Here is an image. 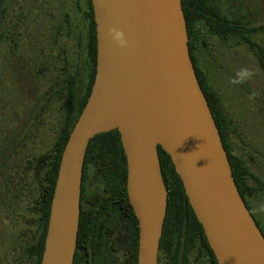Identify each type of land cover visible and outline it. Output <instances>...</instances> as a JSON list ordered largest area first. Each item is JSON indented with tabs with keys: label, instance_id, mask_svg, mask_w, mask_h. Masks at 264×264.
<instances>
[{
	"label": "water",
	"instance_id": "95a60500",
	"mask_svg": "<svg viewBox=\"0 0 264 264\" xmlns=\"http://www.w3.org/2000/svg\"><path fill=\"white\" fill-rule=\"evenodd\" d=\"M1 2V0H0ZM97 71L64 148L41 264H74L90 141L118 130L139 221L138 264H159L168 191L158 147L171 156L218 264H264V234L233 176L189 49L182 0H92ZM123 31L128 47L109 34Z\"/></svg>",
	"mask_w": 264,
	"mask_h": 264
},
{
	"label": "trees",
	"instance_id": "16d2710c",
	"mask_svg": "<svg viewBox=\"0 0 264 264\" xmlns=\"http://www.w3.org/2000/svg\"><path fill=\"white\" fill-rule=\"evenodd\" d=\"M81 1L75 0L73 3L79 21L82 17L80 11L83 9ZM87 1L88 18H85L86 26L81 27L79 31L77 59L72 61L73 72L63 86L66 109L61 135L52 154H44L35 161L36 163L33 162L34 175L40 186L39 198L34 207L36 210L34 216H38V236L23 249L26 259L32 264H41L62 154L91 94L96 77V21L92 0ZM16 3L15 0L0 2V45L8 39V34L12 33L15 26L13 23L10 29L5 28L10 9ZM182 4L189 34L190 54L198 80L219 128L238 189L264 234V225L256 213L254 203L250 201V197H254L259 191L264 195V180L254 176L243 159L234 153L231 144L234 132L232 124L202 66L201 52V49L208 47L205 33L223 41H237L255 57L264 84V0H182ZM69 17L67 18L69 27L74 29L72 17L70 19ZM28 23L31 26L29 21ZM201 43L203 46H200ZM16 61L15 67L19 72L17 78L21 82V88L26 89L30 82V71L24 65L26 62L23 59ZM3 142H0L2 164L5 163V157L10 158L7 140L3 139ZM2 143L4 146L1 148ZM158 149L161 172L168 191L159 264H190L191 257H195L201 263L218 264L171 156L161 146ZM91 176L100 184L95 192L89 191L88 181ZM250 178L254 180V187L250 183ZM127 180V157L119 131L113 130L96 135L89 143L84 162L80 226L74 264H112L116 252L124 253L127 264H138L139 221L129 200Z\"/></svg>",
	"mask_w": 264,
	"mask_h": 264
},
{
	"label": "rangeland",
	"instance_id": "374dc122",
	"mask_svg": "<svg viewBox=\"0 0 264 264\" xmlns=\"http://www.w3.org/2000/svg\"><path fill=\"white\" fill-rule=\"evenodd\" d=\"M15 1L5 28L10 29L13 23L15 26L0 45V142L6 139L10 152V158L5 157L4 164L0 162V264H32L23 249L38 236L34 207L40 186L33 162L52 154L61 135L66 109L63 86L73 72L72 61L77 59L70 47L76 31L66 20L70 16L73 23L77 15L74 0ZM204 37L208 47L201 49L202 66L232 124L234 153L254 176L264 180L261 69L253 54L237 41H223L207 33ZM17 59H23L30 71L26 89L21 88L17 78ZM243 67L255 72L253 78L241 85H230L229 78ZM253 90L259 97L250 101L247 97ZM250 183L255 186L252 178ZM88 184L90 192L97 191L100 185L92 176ZM250 201L264 225V195L259 191ZM190 264L205 263L191 257Z\"/></svg>",
	"mask_w": 264,
	"mask_h": 264
},
{
	"label": "clouds",
	"instance_id": "9594fccd",
	"mask_svg": "<svg viewBox=\"0 0 264 264\" xmlns=\"http://www.w3.org/2000/svg\"><path fill=\"white\" fill-rule=\"evenodd\" d=\"M109 34L112 36L113 40L117 43L120 48H127V40L123 31L117 29H110ZM255 72L247 67L239 69L235 75L229 78L228 83L232 86H237L246 83L248 80L252 79ZM259 97V93L253 90L247 97L250 101H255Z\"/></svg>",
	"mask_w": 264,
	"mask_h": 264
},
{
	"label": "flooded vegetation",
	"instance_id": "af4514ba",
	"mask_svg": "<svg viewBox=\"0 0 264 264\" xmlns=\"http://www.w3.org/2000/svg\"><path fill=\"white\" fill-rule=\"evenodd\" d=\"M74 1H73V3H74ZM76 4L80 8L79 3L76 2ZM80 4H81V7L83 8L80 11V12H82L81 21H79L78 17L76 16L75 19L73 20V25H72L74 30L76 31L74 36H73V38H72L73 40L71 41V45H70V47H71V49H72V51L74 53H77V51L79 50V37H78V35H79V31H81V27H85L86 26L85 18L86 19L88 18L87 14H88V10H89V6H88V1L87 0H82L80 2ZM14 7H15V5H14ZM29 15H30L31 19L33 20L34 19L33 18V8H31V11L29 12ZM79 22H80V24H79ZM66 23L68 24L67 20H66ZM87 29H88V25H87ZM85 30H86V28L84 29V33H85ZM83 41L85 42V36L83 38ZM85 48H86V45H85ZM0 52H1V49H0ZM115 254H116V256H115L116 258L112 260V264H127L124 253L116 252ZM78 264H80V263H78ZM81 264H83V263H81Z\"/></svg>",
	"mask_w": 264,
	"mask_h": 264
}]
</instances>
